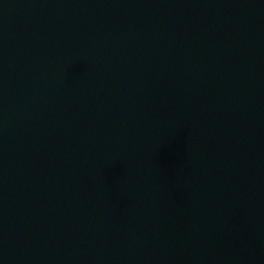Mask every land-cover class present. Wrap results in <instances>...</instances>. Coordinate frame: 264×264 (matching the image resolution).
Instances as JSON below:
<instances>
[{
  "label": "water",
  "instance_id": "1",
  "mask_svg": "<svg viewBox=\"0 0 264 264\" xmlns=\"http://www.w3.org/2000/svg\"><path fill=\"white\" fill-rule=\"evenodd\" d=\"M0 264H264V0H0Z\"/></svg>",
  "mask_w": 264,
  "mask_h": 264
}]
</instances>
